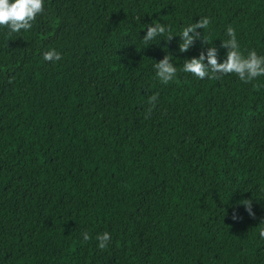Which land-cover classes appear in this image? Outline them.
I'll return each mask as SVG.
<instances>
[{"label": "trees", "instance_id": "trees-1", "mask_svg": "<svg viewBox=\"0 0 264 264\" xmlns=\"http://www.w3.org/2000/svg\"><path fill=\"white\" fill-rule=\"evenodd\" d=\"M205 16L221 56L228 26L264 55V0H45L0 27V264H264V76L198 80L181 67L208 44L142 39Z\"/></svg>", "mask_w": 264, "mask_h": 264}, {"label": "clouds", "instance_id": "clouds-1", "mask_svg": "<svg viewBox=\"0 0 264 264\" xmlns=\"http://www.w3.org/2000/svg\"><path fill=\"white\" fill-rule=\"evenodd\" d=\"M45 0H0V27H6L10 33H17L21 30H29L32 22L42 13ZM210 23L208 17L199 18L198 21L190 23L183 27L179 35H168L167 26L163 23L145 24L146 32L142 37L145 43L164 37L165 42L171 41L174 36L179 37L178 51L187 52L196 40H201L209 46L202 50L198 56L185 58L181 70L184 73H190L198 80L218 79L222 75L234 73L237 78L248 83L258 77L264 76V55H258L255 50H249L247 55L242 54L236 37V32L232 26L224 30L226 39H221L220 48L225 49L221 56L219 49L211 46L209 42L201 36L198 29H206ZM162 39H160L161 41ZM45 61L59 60L60 53L55 50H49L43 53ZM154 75L162 84H169L176 77L177 67L170 59V54L164 55L162 59L156 61L153 65ZM158 99L156 94L148 98L149 103H154ZM249 215H254L251 210L250 202L243 203ZM260 224H264L261 222ZM259 224V225H260ZM82 241L87 242L91 239L89 233H81ZM259 239L264 241V227L259 228ZM98 249H106L111 240L110 233L107 231L98 233L94 237Z\"/></svg>", "mask_w": 264, "mask_h": 264}]
</instances>
